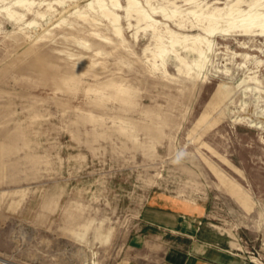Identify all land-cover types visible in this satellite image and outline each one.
Listing matches in <instances>:
<instances>
[{"label":"rangeland","instance_id":"1","mask_svg":"<svg viewBox=\"0 0 264 264\" xmlns=\"http://www.w3.org/2000/svg\"><path fill=\"white\" fill-rule=\"evenodd\" d=\"M90 1L36 5L22 20L0 11V256L13 264H154L169 245L192 242L144 219L147 202L162 195L198 209L207 240L264 264V129L232 120L236 110L264 124V93L245 95L252 82L238 86L257 73L264 88V36L217 35L209 78L179 73L172 59L165 73L144 53L155 43L149 32L136 37L120 11L125 40L115 36ZM141 2L149 11L169 4ZM155 17L163 30L203 32ZM30 20L40 25H24ZM222 82L236 87L230 99L214 96ZM239 185L250 200L236 197Z\"/></svg>","mask_w":264,"mask_h":264},{"label":"bare ground","instance_id":"2","mask_svg":"<svg viewBox=\"0 0 264 264\" xmlns=\"http://www.w3.org/2000/svg\"><path fill=\"white\" fill-rule=\"evenodd\" d=\"M67 1L54 0L46 2V0H42L37 2L36 0H12L9 4L3 6L0 11H6L7 15L11 18L22 20L26 17V11H34V6L36 5L47 4L48 9H54V3L66 6ZM147 1L150 3V0ZM185 1L187 4H191V6L181 8L176 1L172 0H168L169 4L161 6H155L150 3L151 11L145 8L141 0H125V3L122 0H91L88 6L107 19L112 25L114 35L123 40L125 38L120 11L125 12L129 26L138 29L136 37H138L140 30L149 32L155 43L153 46L149 45L146 47L144 53L147 55L150 53L148 55L149 62H152L154 68L161 69L165 73H169L168 64L172 59L175 61V67L179 73L190 77L209 78L212 75L213 54H216L215 47L217 42L215 37L217 35H243L249 37L252 34H259V36H264V0H215L213 3L205 0ZM15 7L21 8L24 12L19 11ZM77 12H79L80 16L87 18L88 14L80 10H77ZM157 13H161L168 19L173 20L180 29L185 28L189 20L192 24L191 27L197 26L203 32L192 34L182 33L170 27H166V30L160 29L158 24L160 21L155 17ZM37 15L44 21H49L52 16V14L41 10H37ZM24 25L35 27L39 26L40 22L30 20ZM94 34L102 41H110V37L98 31L94 32ZM246 43L245 41H241V47L248 46ZM97 53L99 55L101 51L97 50ZM233 53L236 56L243 57L245 60L257 57L249 51H233ZM257 61L261 63L262 60ZM223 71L230 75V68L227 67ZM245 82L255 83V85H244L243 93L245 95L248 91L264 93V88L261 87V80L257 73L249 74L238 86L243 85ZM235 88L232 84L222 82L214 96L230 99L236 92ZM245 104L246 102L243 100L242 105ZM227 111V108H221V112L227 113ZM232 114L234 115L233 121H248L250 126L264 129V124L261 121H255L247 113L242 114L240 111L232 110ZM236 185L238 186L237 183ZM236 190L235 195L240 202L250 200L248 192L242 185H239V188Z\"/></svg>","mask_w":264,"mask_h":264},{"label":"crops","instance_id":"3","mask_svg":"<svg viewBox=\"0 0 264 264\" xmlns=\"http://www.w3.org/2000/svg\"><path fill=\"white\" fill-rule=\"evenodd\" d=\"M198 209L190 211L180 202L166 196L155 195L144 208V219L153 225L171 231H179L191 237L187 247L169 245L154 264H248L245 259L229 253L202 234L201 218ZM124 264H146L144 261H123Z\"/></svg>","mask_w":264,"mask_h":264},{"label":"built area","instance_id":"4","mask_svg":"<svg viewBox=\"0 0 264 264\" xmlns=\"http://www.w3.org/2000/svg\"><path fill=\"white\" fill-rule=\"evenodd\" d=\"M0 264H13L9 259L0 256Z\"/></svg>","mask_w":264,"mask_h":264}]
</instances>
